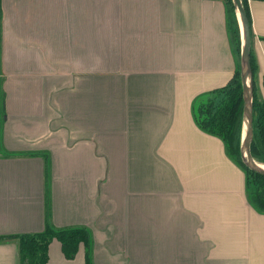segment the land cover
I'll return each instance as SVG.
<instances>
[{"label":"crops","instance_id":"0c3cea01","mask_svg":"<svg viewBox=\"0 0 264 264\" xmlns=\"http://www.w3.org/2000/svg\"><path fill=\"white\" fill-rule=\"evenodd\" d=\"M264 74V1L247 0ZM221 0H0V264H264L247 176L190 106L239 65Z\"/></svg>","mask_w":264,"mask_h":264},{"label":"trees","instance_id":"16d2710c","mask_svg":"<svg viewBox=\"0 0 264 264\" xmlns=\"http://www.w3.org/2000/svg\"><path fill=\"white\" fill-rule=\"evenodd\" d=\"M221 1L225 6L227 34L237 55L240 45L238 24L233 12L234 7L231 0ZM240 1L247 18L250 38L247 0ZM249 65L252 105V135L249 153L254 161L264 165V74L258 77L251 48H249ZM260 92L262 95L258 98ZM190 111L195 126L200 131L218 138L226 157L241 169L245 176L248 172L251 174L252 182L249 184L246 180L245 183V197L254 211L264 214V176L247 170L239 158L242 136V87L239 65L224 85L195 96L191 102ZM15 238L17 240L18 264H45L47 245L52 239L58 241L64 258L72 259L79 243L87 246L89 235L83 227L53 228L46 224L41 232L20 234ZM85 264H90L86 254Z\"/></svg>","mask_w":264,"mask_h":264},{"label":"water","instance_id":"95a60500","mask_svg":"<svg viewBox=\"0 0 264 264\" xmlns=\"http://www.w3.org/2000/svg\"><path fill=\"white\" fill-rule=\"evenodd\" d=\"M234 7L235 16L238 26L241 24L240 32V52H239V73L242 87V136L239 148V158L244 167L250 172L264 176L262 165L254 161L249 153V143L252 135V114H251V73L249 65V33L248 23L243 6L240 0H231ZM256 163V164H255Z\"/></svg>","mask_w":264,"mask_h":264},{"label":"rangeland","instance_id":"374dc122","mask_svg":"<svg viewBox=\"0 0 264 264\" xmlns=\"http://www.w3.org/2000/svg\"><path fill=\"white\" fill-rule=\"evenodd\" d=\"M232 12V11H231ZM233 12H234V10H233ZM234 17L236 18V16H235V12H234ZM236 21H237V19H236ZM238 24V23H237ZM240 28V26H238V29ZM240 31V30H239ZM240 32H239V45H240ZM239 52H240V48H239ZM238 55V54H237ZM262 95V92H260V95L258 94V98H260V96ZM252 176H251V174L248 172L247 173V181H248V183L250 184L251 182H252Z\"/></svg>","mask_w":264,"mask_h":264},{"label":"bare ground","instance_id":"6f19581e","mask_svg":"<svg viewBox=\"0 0 264 264\" xmlns=\"http://www.w3.org/2000/svg\"><path fill=\"white\" fill-rule=\"evenodd\" d=\"M239 26H240V30L242 31L241 24H239ZM241 40H242V39H241ZM255 164H256V163H255ZM256 165L261 166L262 168H264V165H263V164H262V165L256 164Z\"/></svg>","mask_w":264,"mask_h":264}]
</instances>
